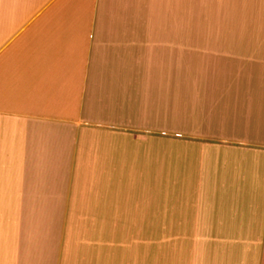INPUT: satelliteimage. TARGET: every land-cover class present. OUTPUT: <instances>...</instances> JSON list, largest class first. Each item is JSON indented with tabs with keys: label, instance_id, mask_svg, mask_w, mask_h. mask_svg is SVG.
Listing matches in <instances>:
<instances>
[{
	"label": "crops",
	"instance_id": "obj_1",
	"mask_svg": "<svg viewBox=\"0 0 264 264\" xmlns=\"http://www.w3.org/2000/svg\"><path fill=\"white\" fill-rule=\"evenodd\" d=\"M0 264H264V0H0Z\"/></svg>",
	"mask_w": 264,
	"mask_h": 264
},
{
	"label": "rangeland",
	"instance_id": "obj_2",
	"mask_svg": "<svg viewBox=\"0 0 264 264\" xmlns=\"http://www.w3.org/2000/svg\"><path fill=\"white\" fill-rule=\"evenodd\" d=\"M139 194H145L147 195V199L143 200L142 203L144 202V206L141 207V209L147 210V213L140 214L144 220L143 222H138L137 224L139 229L143 231L144 234H146L150 238H155L157 237V234L159 233L160 235L164 234L167 232V229L164 227L166 226L164 222H160V229L158 230V224H157V218H156V192H149V193H133L134 197L139 196ZM167 192H166V200H167ZM170 194V200H171V192ZM137 200V199H134ZM134 200L131 199L132 202ZM147 203V204H146ZM151 240V239H150ZM150 242H155V240H152Z\"/></svg>",
	"mask_w": 264,
	"mask_h": 264
}]
</instances>
